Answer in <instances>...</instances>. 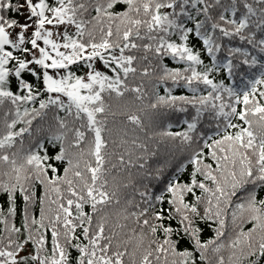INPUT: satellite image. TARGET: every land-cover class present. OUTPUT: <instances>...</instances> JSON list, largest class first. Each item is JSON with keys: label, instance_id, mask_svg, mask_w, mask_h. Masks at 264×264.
Instances as JSON below:
<instances>
[{"label": "snow or ice", "instance_id": "snow-or-ice-1", "mask_svg": "<svg viewBox=\"0 0 264 264\" xmlns=\"http://www.w3.org/2000/svg\"><path fill=\"white\" fill-rule=\"evenodd\" d=\"M257 189L264 0H0V264H260Z\"/></svg>", "mask_w": 264, "mask_h": 264}, {"label": "trees", "instance_id": "trees-1", "mask_svg": "<svg viewBox=\"0 0 264 264\" xmlns=\"http://www.w3.org/2000/svg\"><path fill=\"white\" fill-rule=\"evenodd\" d=\"M222 2L227 3V0H222ZM124 6L125 5H123V4H117L115 7H116V10H119V9H121ZM163 10H168V9H163ZM9 15L11 16L13 14L9 13ZM16 15L18 16V18L20 20H23L24 19V15H26V13L16 14ZM85 18H87V17H85ZM228 41H231L234 46H241V47L246 46V42L239 41L238 39L227 38V40L225 42H228ZM218 55H224V53L220 52V53H218ZM203 58L205 60V63H207L208 60L210 59V58L207 57L206 53L204 54ZM258 58H260L259 54H258ZM165 62L168 64L169 67H180V68H183V62L179 61V60H173L171 56L166 57L165 58ZM97 64L99 65V62H97ZM257 71H258V67L257 66H253L251 68H248L247 66H241L240 70L234 73V78L231 81L232 85L234 87L239 88L241 86V84L244 83V81H243V79H242V77L240 75V72H244L245 75L249 76V78H253L252 77V73H255ZM213 75H215V74H213ZM226 83H228V81H226ZM168 86L171 87V82L170 81L168 82ZM164 87H165L164 84L159 85V90H160L161 94H163ZM172 92H173V94H179L180 92H183L185 95H192V93L190 91H188L187 89H185L183 87H174V88H172ZM188 108H189V111H191V107L188 106ZM162 115L165 117V119L163 120V123L172 124V129H171L172 131L178 130V128H177L178 125L180 127H183V125L181 124V119L184 118V114L183 113L177 112L175 109H167V110H165L162 113ZM235 122H238V121H234V123ZM33 127L35 128V125ZM207 127H208V124H207V122H205V124L203 125V128H207ZM200 130H202V129H197V131H200ZM211 131H215L214 124L212 125ZM25 137H26V141H27V134H25ZM42 138L45 140L46 149L48 150V154H49V157H50L48 162L54 164V166L57 167L58 174L62 173V171H63L62 164L59 161H55V160L51 159V157L54 156V154H55V150H58V145L55 144V143H49L47 141L46 137H42ZM177 145H178V142H177ZM205 151H207V149H205ZM174 153H175V156H173ZM179 155H181V154L177 151V148L172 147L170 144H166V145H162L160 147L157 159L164 160V159H166L169 156H173V159H175ZM184 155L186 157V153ZM154 163H155V160L153 161V164ZM190 169H191V165L190 164L186 165L185 172L178 174L179 178L180 179H186L187 175H188V172H190ZM173 171H174V169H172V168L166 169L165 170V177L171 175V173ZM49 173H50V170H49ZM155 183H157V182L153 181V184H155ZM125 191H129L130 192L131 190L128 189V190H125ZM257 192H258V198L260 196H264V189H257ZM37 195H39V192H37ZM238 195H240V193H238ZM17 205H18V211H17V216L15 217V222L17 223V225H19V223H20V210L22 209V200L19 198V195H18V199H17ZM5 206L6 205L4 204L3 200L0 199V207H5ZM229 212H231V209H229ZM36 213H37V215L39 214L38 206H37V209H36ZM243 226H244V228H248V227L251 226V223L250 222H246V223H244ZM0 227H2V225H0ZM211 234H212L211 229L210 228L207 229L206 233H205V238L208 235H211ZM49 247H50V233H49ZM260 264H264V259H262L260 261Z\"/></svg>", "mask_w": 264, "mask_h": 264}, {"label": "rangeland", "instance_id": "rangeland-1", "mask_svg": "<svg viewBox=\"0 0 264 264\" xmlns=\"http://www.w3.org/2000/svg\"><path fill=\"white\" fill-rule=\"evenodd\" d=\"M40 43H42V42H40Z\"/></svg>", "mask_w": 264, "mask_h": 264}]
</instances>
